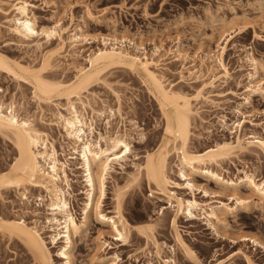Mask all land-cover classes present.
I'll return each instance as SVG.
<instances>
[{"label": "rangeland", "instance_id": "374dc122", "mask_svg": "<svg viewBox=\"0 0 264 264\" xmlns=\"http://www.w3.org/2000/svg\"><path fill=\"white\" fill-rule=\"evenodd\" d=\"M25 1L30 3L31 7L29 8L40 26L50 25L59 19L65 32L78 26L83 30L87 40H96L92 44H84L73 49L65 48L64 55L66 57L60 58L56 62V68L51 72L45 73L49 76V80L72 79L75 74L74 68L86 66V57L98 45L101 46L99 41L101 38L114 34L117 38L123 36L125 39L142 44L147 56L155 62L153 71L156 70V73L162 75L165 86L181 89L188 94L201 91L202 98L193 102L197 114L194 115L192 121L191 138L188 142L190 150L202 152L216 142L237 135L236 133V135L231 134L221 127L220 119L223 116L229 123V129L233 127L231 123L239 121L243 126L242 133L249 135L254 132L264 138V94H247L249 90L246 87L249 86V80L246 73L251 68L244 59L248 52L252 59L260 64L257 67V71L259 70L257 80L261 79L264 82V0ZM12 4H15L12 0H0V52L22 64L38 66L42 50H34V43L21 42L8 29V21L13 16L11 14L13 11L10 12L13 9ZM234 16L245 17V22L250 24L246 25L244 32L237 34L231 40L222 57L228 78L227 76L219 77L212 81V77L217 76L219 70H213L214 72L211 73L207 66L211 63L210 60H205L203 67H200L199 60L208 50L212 54H216L218 33L215 28L218 25L217 20L219 18L231 19ZM253 32L257 33L262 40L254 39ZM63 36L67 37V34L65 33ZM159 42L163 44L162 50H160V54L153 55V45ZM56 43L53 40L48 45L43 44V48L47 50L55 47ZM175 46L179 49V56L184 55L183 57H187L186 60L182 59L183 57L175 58L177 55L174 53ZM193 65L200 74L197 73L196 76L191 77L187 74L186 69H183V66L191 68ZM102 79L91 86L88 93L83 94L91 100L96 111L101 110L103 113L100 118H93L94 130H96L94 134L105 133V131L126 133L131 136V153L133 152L122 169L115 166V169L110 171L109 176L106 177V197L102 209L111 213L113 190L124 187L130 176L135 173L134 165L141 163L140 160L144 153L156 149L164 134V122L160 108L152 93L147 90L139 72L131 73L116 68L106 72ZM211 82L213 84L209 86L208 84ZM245 97H249L248 103H245ZM0 98L5 103L14 100L13 102L19 104L18 108L22 115L25 113L33 116L35 124L40 130L55 142L53 143L58 153H61V149L67 151V142L60 136L62 130L56 125L54 118V113L57 110L55 105L57 104L61 108L65 105L64 99L53 98L52 103H38L32 98V90L27 84L1 72ZM117 108L119 113L116 112ZM110 113H112L111 117H109ZM107 116L110 123L108 127L105 126ZM234 126L236 127V123ZM138 134H141L139 139L136 138ZM133 154L136 157L133 158ZM14 157L15 152L11 143L0 137V169L9 167ZM60 158L62 159V156ZM76 164L77 162L70 166L72 173L67 171L73 192L72 198L69 199V205L74 216L80 219L85 197L81 194L83 185L81 173L76 170ZM175 164L176 159L172 155L168 161V175L171 178L175 176ZM220 168L222 175L230 177V181H234L239 176L236 182L241 186L242 192H246L243 187L244 182H241L244 178L242 171H254L255 175L258 174L256 180H261L264 176V161L255 150L223 161ZM141 177L138 187L126 191L121 213L131 225H154L152 227L154 238L159 244L165 243L168 246H164L161 251L163 258L169 256V248L174 247L175 264H192L174 246L173 232L170 227L171 211L162 210L166 208L165 201L158 195L151 196L147 182L144 177ZM196 181L207 187V192L209 191L207 194L199 190L194 191V197L199 203L198 208L194 211L198 215L209 211V207L219 206L220 202L231 204L223 192L214 194L219 191L214 183L207 182L200 177H196ZM187 194L188 192H183V195ZM37 195V191L30 187H28L29 202L23 201L20 192L16 190L1 194L0 216L22 217L25 222L32 224L36 221L38 226L42 227L47 213L44 207L38 206ZM162 211L163 214H161ZM89 221L90 223L80 240L75 239L76 245L72 253L73 264H101L94 257L97 233L100 228L102 229V226L92 217ZM225 223L224 232L217 235L207 228L203 218L193 220L181 217L177 220V231L181 238L192 247L199 263L201 262L200 264H214L220 260H222L221 264H246L243 258L238 255L231 261H227L228 257L234 255L238 250L247 254L252 264H264V249L255 247L251 242H241L239 238L241 235L251 234L264 243V206L262 209L251 208L247 212L240 210L234 216L228 215ZM104 240L107 244L104 250L99 253L106 257L103 264H107L106 261L111 259L113 253L118 254L119 264H135L134 258L144 262L150 258L149 254L154 252L151 243L146 246L145 240L137 239L136 236H132L130 243L125 246H121L120 243H116L108 236ZM108 244L109 247H107ZM110 247L112 248L110 249ZM55 251L56 249H50L53 261L55 264H61L54 257ZM152 263L158 264L157 259H153ZM0 264L34 263L29 253L21 245L14 244L0 234Z\"/></svg>", "mask_w": 264, "mask_h": 264}, {"label": "bare ground", "instance_id": "6f19581e", "mask_svg": "<svg viewBox=\"0 0 264 264\" xmlns=\"http://www.w3.org/2000/svg\"><path fill=\"white\" fill-rule=\"evenodd\" d=\"M12 1L15 4H12L13 9L10 11H13L11 13L13 16L8 21V29L21 42L34 43V50H42L41 59L38 66H31L22 64L0 52V72L27 84L32 90V98L38 103H52L53 98L65 100V105L61 108L59 105H55L57 108L54 113L56 125L62 130L60 136L67 142V151L61 149V153H58L54 145L55 142L40 130L35 124L33 116L24 112L22 115L18 108L19 104L13 102L14 100L5 103L0 98V137L7 139L15 152L12 164L6 169H0V196L7 191L16 190L20 192L23 201L29 202L28 187L33 188L38 193V206L44 207L47 213L42 227L38 226L36 221L32 224L27 223L22 217L0 216V234L14 244L21 245L29 253L34 264H55L50 249H56L54 257L61 264H73L72 253L76 245L75 239L80 240L90 223V217L102 226V229L98 230L95 242L94 259L97 262L103 264L106 260L105 256L99 255L107 244L104 240L105 237H111L116 243L125 246L130 243L132 236H136L137 239H144L146 246L151 243L154 252L149 254L150 258L144 262L134 258L135 264H153V259H157L158 264H175L174 247L169 248V256L165 258L161 256L164 246H168L156 241L152 234L154 225H131L121 213L125 193L130 188L139 186L138 182L141 176L147 182L151 196L158 195L165 201L166 208L162 210L171 211L170 227L173 232L174 246L192 264L201 262L199 263L192 247L179 235L177 231L178 219L182 217L201 220L203 218L207 228L219 235L225 230L226 216H234L240 210L247 212L254 207L263 208L264 176L261 180H256L258 174L255 175L254 171H242L244 178L240 180L244 182L243 187L246 191L242 192L241 186L236 182L239 176L234 179L235 182L230 181V177L222 175L220 168L223 161L243 153L246 154L251 150H255L264 161L263 137L254 132L249 135L242 133L243 126L239 121L235 122L236 127L235 123H231L234 128L229 129V123L223 116L220 119L221 127L231 134L236 133L237 135L216 142L202 152L190 150L188 142L191 138L192 121L194 115L197 114L193 102L202 98L201 91L188 94L181 89L165 86L162 75L156 73V70L153 71L155 62L147 56L142 44L125 39L123 36L117 38L114 34L101 38L99 40L101 46L98 45L86 57V66L74 68L75 74L72 79L49 80L46 72H51L56 68V62L60 58L66 57L64 55L65 48L73 49L84 44H92L96 40H87L83 30L78 26L65 32L59 19L50 25L40 26L29 8L31 7L30 3L25 0ZM217 23L215 28L218 33L216 54H212L208 50L199 60L200 67L204 66L205 60H210L211 63L207 66L211 73L216 69L219 70L217 76L212 77V81L227 76L228 72L222 60L227 45L237 34L244 32L247 24H250L245 22V17L237 16L231 19L219 18ZM65 33L67 37L63 36ZM253 36L254 39L262 40L255 32H253ZM53 40L57 42L55 47L47 50L43 48V44L48 45ZM220 40L222 41L220 42ZM162 45V42L154 44L152 54H160ZM168 51L170 52V50ZM174 53L177 54L175 58L180 57L177 46H175ZM247 53L244 59L252 70L246 73L249 80V86L246 87L249 90L247 94L263 95L264 82L261 79L257 80L259 74L257 67L260 64L258 63V65L252 59L251 54ZM186 58L182 59L186 60ZM116 68L131 73L139 72L142 75V81L160 108L164 122V134L156 149L145 152L140 160L141 163L134 165L135 173L130 176L127 184L113 190V209L111 213H107L102 209L106 197V177L109 176L110 171L115 169V166L122 169L129 155L133 153H131L130 146L131 136L126 133L106 131L105 133L97 132L95 135L93 118H100L103 113L101 110L96 111L91 100L83 94L88 93L91 86L103 80L106 72ZM183 69H186L187 74L191 77L196 76L197 73L200 74L195 65L191 68L183 66ZM212 84L211 82L208 85ZM244 101L248 103L249 97H245ZM118 111L117 108L116 112L119 113ZM109 117L107 116L105 119L107 127L110 124ZM140 137L141 134H138L136 138ZM172 155L176 159V172L173 178L168 175V161ZM132 157L134 158L136 155L133 154ZM76 162V170L81 173L83 185L81 194L85 197L80 219L74 216L69 205V199L72 198L73 192L67 171L72 173L70 166ZM196 177L214 183L219 190L214 194L223 192L231 204L220 202L219 206L209 207V211L198 215L194 211L199 206L194 197V191L199 190L204 194L209 191L207 192V187L197 183ZM230 185L232 187H229ZM183 192H188V194L185 196ZM239 238L241 242H251L255 247L264 249V243L251 234L241 235ZM109 246L108 244L107 247ZM236 255L241 256L246 264H252L250 257L242 250L229 256L227 261H231ZM106 262L107 264H119L118 254L113 253L111 259ZM221 262L222 260L214 264H221Z\"/></svg>", "mask_w": 264, "mask_h": 264}]
</instances>
